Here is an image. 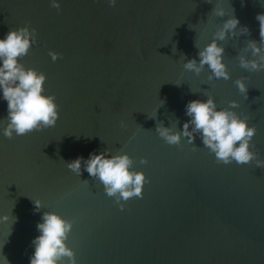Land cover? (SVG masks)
Here are the masks:
<instances>
[{
    "label": "water",
    "instance_id": "water-1",
    "mask_svg": "<svg viewBox=\"0 0 264 264\" xmlns=\"http://www.w3.org/2000/svg\"><path fill=\"white\" fill-rule=\"evenodd\" d=\"M59 2L57 9L51 0H0V38L22 26L36 29L37 43L21 60L46 74L45 90L59 106L54 126L12 138L0 133V216L10 217L0 221V244L10 264H29L45 211L72 221L67 245L77 264H264V168L218 163L199 138L195 146L168 145L155 132L157 122L179 129L189 100L210 94L219 107L236 100L233 110L256 126L252 150L264 159V70L238 62L249 39L259 42L256 16L264 5ZM214 4L233 9L250 32L223 42L228 80L208 81L207 66L199 75L182 67L181 54L197 57L194 43H208L227 19L210 14ZM49 50L60 57L53 61ZM241 77L247 99L234 83ZM6 115L0 100V118ZM104 148L126 151L149 181L123 210L99 181L65 165ZM32 199L42 201L39 212Z\"/></svg>",
    "mask_w": 264,
    "mask_h": 264
},
{
    "label": "clouds",
    "instance_id": "clouds-1",
    "mask_svg": "<svg viewBox=\"0 0 264 264\" xmlns=\"http://www.w3.org/2000/svg\"><path fill=\"white\" fill-rule=\"evenodd\" d=\"M207 2L213 3V0ZM260 2L264 5V0ZM116 3L117 0H108L110 6H115ZM51 6L59 9V0H51ZM210 14L227 19L213 31L208 43L202 47L198 41L194 43V47L198 49V59H186L181 54L182 67L185 71L199 75L207 66L208 81L221 78L228 80L231 75L224 59L223 42L240 35H249L250 32L247 26H239L240 21L233 9L229 12L214 4ZM256 20L259 22V42L249 39L243 54H238L239 66L250 72L264 70V12L258 13ZM190 27L195 29L193 25ZM36 43V29L27 25L12 29L0 38V100L7 104V115L0 118V133L7 138L54 126L59 119L56 97L48 94L44 87L46 74L35 67H26L21 60ZM175 51L174 45L173 52ZM49 55L53 61L60 57L59 53L51 50ZM234 83L247 99L246 77L238 78ZM163 103L164 101L161 106ZM228 103L229 107H219L210 94L206 95V99L189 100L184 107V115L188 119L179 129L157 122L155 132L168 145L180 146L182 141H186L195 146V141L199 138L200 143L214 155L218 163L235 162L244 165L254 161L256 167L264 168V159H260L258 153L252 150L255 147L252 138L256 134V126L249 124V116L233 110L239 107L238 101L231 100ZM157 109L150 118L156 117ZM140 163H147L146 158L142 157ZM133 164V158L126 151L118 149L113 152L110 148L94 150L87 158L77 156L65 162L66 167L77 176H81L83 170L99 181L105 194L113 197L121 210L128 199L141 198L144 185L149 182L144 172L136 170ZM32 202L36 212L44 207L40 199H32ZM9 219L7 215L0 216V221ZM11 219L14 223L15 217L12 216ZM72 227V221L59 213L43 212L41 220L36 224L39 234L31 241L33 252L29 257V264H77L75 252L67 245ZM3 244H0V264H10L2 253Z\"/></svg>",
    "mask_w": 264,
    "mask_h": 264
}]
</instances>
